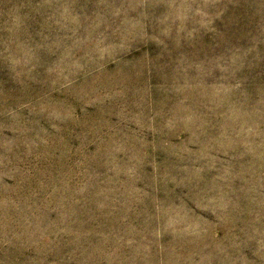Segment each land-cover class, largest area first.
<instances>
[{"label":"rangeland","instance_id":"rangeland-1","mask_svg":"<svg viewBox=\"0 0 264 264\" xmlns=\"http://www.w3.org/2000/svg\"><path fill=\"white\" fill-rule=\"evenodd\" d=\"M0 264H264V0H0Z\"/></svg>","mask_w":264,"mask_h":264}]
</instances>
